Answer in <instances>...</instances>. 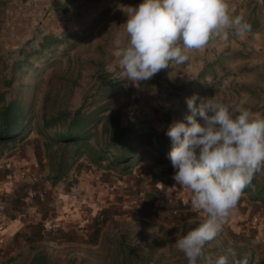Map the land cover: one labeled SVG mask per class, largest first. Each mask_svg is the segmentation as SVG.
Here are the masks:
<instances>
[{"label":"rangeland","instance_id":"374dc122","mask_svg":"<svg viewBox=\"0 0 264 264\" xmlns=\"http://www.w3.org/2000/svg\"><path fill=\"white\" fill-rule=\"evenodd\" d=\"M80 1L87 3L80 4ZM140 2L141 0H107L103 4H98L92 0H0V59L3 63L0 64V77L2 74L9 75L10 68H7V65L17 64L20 61L22 56L20 51L36 50L43 36L70 37L68 46L65 44L60 46L62 52L59 50L53 59L47 58L46 64L34 63L33 67H36L34 71L32 68L26 74H18V79L12 86L1 88V91L6 93L7 99L20 96L21 100L31 103L33 113L39 119L47 82L52 74L68 73V76L75 78L77 73H80L78 86L73 93L64 101L66 92L62 96L63 102L67 100L66 104L70 111L76 110L84 97H87L86 109L92 110L106 104L108 110L118 117L122 124L128 120H140L156 130H162L167 118L171 122L186 123L184 117L190 114L186 104H181L178 98L171 99L168 96L166 90L168 82H191L206 62L217 57L221 46L224 45L227 51L222 57L225 59L222 62L223 69L216 67L218 80L214 85H211L208 79L203 81V86L197 89L203 93V96L197 99L196 104L204 98L216 95L225 103L233 106L243 105L253 112L264 114V64H258L262 59L259 54L262 48L258 51H248L246 47L252 34L250 37L240 39L229 33L227 39H232L234 46L230 45V41L225 46L226 39L214 37L209 40V47L206 49L210 51L211 59L205 60L199 56V52H196L187 60L188 64H171L168 69L160 70L151 79L139 82V85L133 86L129 81L121 80L118 71H110L109 65L114 62V57L111 55L113 39L123 32L122 24L126 21L121 6H136ZM226 2L230 7L239 8L230 14L242 16L248 23L257 18L261 24L257 34L264 30L262 27L264 0H226ZM58 4L76 11L77 9L88 11L103 9V11L98 14V23L89 28L86 35L74 39L71 35L84 26L92 25L91 21L94 18L92 19L90 15L87 18H79L80 16L76 14L77 18L73 15L69 17L68 14L53 13ZM84 13L81 16H84ZM52 62L54 64L51 65ZM100 68L120 84L114 88V91L107 92L102 100L97 95L91 99L97 86L93 77L100 72ZM21 71H25L24 66ZM109 114L106 112L105 116L108 117ZM197 120L199 122V118ZM24 145L20 150L6 148L3 152L0 151V217L10 221L19 220L21 223L18 232L14 235L4 232L7 227L0 223V264H26L31 247L37 246L44 247L64 263L69 257H77L69 253L76 252L79 248L99 243L107 245L104 239L98 243V240L92 241L89 238L93 229L137 232V234L132 233L134 237L140 235L139 231L144 230L146 235H149L148 239L158 236L157 248L167 255L166 261L169 262L172 254L179 252L175 246L176 238L186 234V230L194 229L196 226L194 223L200 225L205 220L201 213L192 209L191 192L183 186L175 185L172 179L174 169L166 171L160 168L162 166H154L147 159L144 161L145 167L152 166V168L142 173L143 178L128 183V188H125L121 194L103 199L104 203L101 204L103 222H93L83 230L75 227L76 220L65 222V227L54 224L52 221L57 219L53 217L62 215L61 205L57 201L62 199L51 196L50 183L47 177L45 179L43 176L46 167L48 168L44 139L33 133ZM35 157L38 164L34 163L32 167H37V170L33 169L34 171L30 172L27 168L32 164L27 162L34 161ZM15 158H23L26 161L20 166L19 180H14L15 170L10 171L11 163L16 160ZM88 173L82 171L76 176L75 168L66 178L65 181L68 182L62 192L78 199L77 193L81 190L76 188L78 184L84 183L97 191L110 192V188L98 189L101 184L89 180L95 178ZM161 185L165 188L160 189ZM169 199H171L170 203H168ZM174 209L177 211L176 215L172 213ZM46 229H49V232ZM44 238L50 239L51 242H47ZM133 239L135 241H132V245L135 246L137 240ZM226 241L235 247L243 248L242 252L248 255L245 257L250 259L251 264H264V205L241 196L225 218L222 230L212 240V245ZM147 242L149 241L141 244L140 248L149 247ZM232 245L230 247H233ZM217 254L219 252L212 255L213 259ZM134 261L140 260L135 258Z\"/></svg>","mask_w":264,"mask_h":264},{"label":"clouds","instance_id":"9594fccd","mask_svg":"<svg viewBox=\"0 0 264 264\" xmlns=\"http://www.w3.org/2000/svg\"><path fill=\"white\" fill-rule=\"evenodd\" d=\"M121 8L126 21L113 39L109 70L133 86L170 63L183 64L187 51L202 50L214 37L227 39L231 33L244 39L251 30L242 16L230 14L226 0H141ZM196 100L186 99V123L173 122L165 132L171 141L167 158L172 179L191 192L192 209L205 217L175 240L188 264L203 257L204 246L222 230L253 173L264 167V114L216 95L199 104ZM235 255L229 249L226 255L208 257L207 264H229V256Z\"/></svg>","mask_w":264,"mask_h":264},{"label":"trees","instance_id":"16d2710c","mask_svg":"<svg viewBox=\"0 0 264 264\" xmlns=\"http://www.w3.org/2000/svg\"><path fill=\"white\" fill-rule=\"evenodd\" d=\"M63 9L65 11L66 7ZM98 21L97 18L93 25H96ZM249 24L251 25L249 34L259 31L260 24L257 18L250 21ZM93 25L76 31L71 35L72 38H82ZM69 39L70 37L60 38L45 35L36 50L20 51L22 55L20 61L17 64L10 63L7 65V68H10L9 75L2 74L0 77V149L14 148L17 145L26 143L33 133L43 138L47 166L50 171L47 180L51 185L66 179L75 167L77 174L81 171L95 170L102 173L118 172L121 175H127L133 167L147 159L154 166L171 164L167 158V153L171 149V141L165 132L173 122L168 118L162 130H156L140 120H128L122 124L119 118L108 110L109 107L106 104L97 106L92 110L90 108L86 109L87 97H84L76 110L70 111L68 104H66L67 100L63 101L78 86L80 73H77L75 78L68 76V73L63 75L52 74L47 82V91L43 98V109L39 119L33 113L31 103L21 100L20 96H15L13 99L6 98V93L1 91V88L11 87L18 79V74H26L32 68V71H34V68H36L33 67L34 63H38V65L46 64L48 62L47 58L53 59L62 44L68 46ZM60 52L62 51L60 50ZM222 57L217 56L206 62L198 71L197 76L189 83L168 82L166 88L168 96L171 99L178 98L181 104H186L187 98L196 96L198 99L203 96V93L197 89L203 86L204 80L208 79L211 85H214L218 80L216 67L223 69L222 62L225 59ZM187 60L184 62L185 64H188ZM53 62L55 61L53 60ZM53 62L50 64H54ZM171 64H174V62ZM22 66L25 67L24 72L21 71ZM100 69V72L93 77L97 86L91 99H94L97 95L102 100L107 92L114 91V88L120 84L119 81L113 80L110 75L102 71V68ZM63 94H65V98L62 101ZM106 112L110 113L108 117L105 116ZM241 196H246L249 200L264 205V167L253 173L250 183L242 190ZM180 208L182 209V207ZM194 224L196 225L194 228L199 225L198 223ZM96 232L97 229H93L92 233L95 234ZM116 232L117 237L110 238L111 241L107 245L116 248L118 255L112 256L110 260L115 261L119 256L129 258L130 261L138 258L144 263H148L152 259H159L158 261L168 260L167 255L157 248L158 236L148 239L149 235H146L147 233L144 230L139 231L140 235L136 237L132 233L137 234V232ZM133 238L137 240L135 246L132 245V241H135ZM44 240L51 242L50 239L44 238ZM147 240L149 241L147 242L149 247H146V249L140 248L141 244H144ZM227 242H220L218 245H212V241L206 243L203 249L204 255L197 261V264H207L208 257L213 258L212 255L218 252L219 254L214 259L220 255H226L229 249L234 250L236 253L234 257L229 256V264H238L242 259H246L249 261L247 264H251L250 259L248 260L245 257L248 255L243 254V248L235 247L232 243L228 242L227 244ZM231 245L233 247H230ZM172 260L178 264L188 263L184 254L180 251L172 254L169 262ZM27 262L28 264H75L76 257H69L67 261L62 263L60 258L52 255L44 247L37 246L31 247Z\"/></svg>","mask_w":264,"mask_h":264},{"label":"crops","instance_id":"0c3cea01","mask_svg":"<svg viewBox=\"0 0 264 264\" xmlns=\"http://www.w3.org/2000/svg\"><path fill=\"white\" fill-rule=\"evenodd\" d=\"M92 1H95L98 4L99 3L103 4L107 0H92ZM83 3H87V2L86 1H83V2L80 1V4H83ZM96 7H99V6L96 5ZM96 7H94V8H96ZM63 8H65V6H61L58 4V7H56L54 9L53 13H59L60 15L68 14L69 17L73 15L77 18H78V16H80L79 18H87L90 15V17L92 19L94 18V20L91 21L92 25L94 24L95 20L98 18V14L101 11H103V9H100V10L90 9L89 11L86 9H77V11H76L75 9H67V8L64 11ZM236 9H239V8L229 6L230 13H232L233 10L236 11ZM82 13H84V16H81ZM236 13L238 14L239 10ZM89 25H91V24H89ZM260 26H261V24H260ZM84 27H86V26H84ZM251 34H252V36H251ZM246 37H250V39H248V41L246 43V47H248V51H250V50L258 51L259 48H262V51L259 53L260 56L262 57V59L258 61V64H264V30L259 34H257V33L256 34L255 33L249 34L248 33ZM229 41H230V45L234 46L235 43L233 42L232 39H230V40L226 39L225 40V42H226L225 46L228 45L227 42H229ZM208 44H209V42L207 43V45L202 50L187 51L186 55H187L188 59H191L190 58L191 55H194L196 52H199V56H202L203 58H205V60L211 59L212 56L209 57L210 51H208V50L206 51L207 47H209ZM236 46H238V45H236ZM235 49H237V48H234V50ZM226 51H227V47H224V45H222L220 48V51L217 53V56H223ZM236 51H238V50H236ZM235 53H238V52H235ZM24 146L25 145L23 143V144L17 145L16 147H14V149L20 150V148H22ZM4 150H6V149H0L1 152H3ZM15 159H16L15 161H13V159H12V161H13L11 163L12 169H10V171L15 170L13 173L14 180H19L18 172H19L20 166H21V164L26 163V161L23 158H15ZM33 159H34V161H28L27 162V164L28 163L30 165L32 164L29 168H27L30 172L37 170V167H32L34 163L38 164L36 162V157ZM11 164H10V166H11ZM148 168H152V166L146 168L144 165V162H143V163L133 167L131 169V171L129 172V174H127V175H121L118 172L102 173V172H96L95 170H90V171H88L89 172L88 174H90L91 176H94L95 179L89 178V180L97 181L99 184H101L100 188H98V189H101V188H108L109 189L110 188L111 190H110V192L103 191V190L97 191L94 188H90L86 183H84L83 185L80 184L82 186L80 188V185L78 184V187L76 188V190L77 189L81 190L79 193H77L78 199L71 198L70 196L66 195L65 192H62V190H64V187L66 186V184L68 182V181H65L66 179H62L60 182H58L55 185L49 184V188L51 189V191H50L51 196H57V198L62 199V201L57 200L58 203L61 205L60 210L62 209L61 210L62 215L60 216L61 218L59 216L53 217L57 220L52 221V222H54V224H59L60 226L65 227L66 226L65 222H69L71 220H74V221L77 220L80 217L81 212L84 209L89 208L93 212H95L98 208L97 206L104 203L103 199L109 198V196H110V198H113V196L119 195V193L121 194V192L125 191L124 190L125 188H128V183L131 184L137 180L135 174L142 176V173L144 171L148 170ZM160 168H163L166 171H169L172 168V166H171V164H169L167 166H162ZM23 171H25V169ZM80 173H82V171ZM92 173H93V175H92ZM49 175H50V171L48 173V168L46 167V171H44L43 176H45V179H46V177L48 178ZM75 175L77 176L78 174H75ZM100 179L103 181H101ZM63 181H65V183H63ZM114 183H117V184H114ZM159 188L162 189V188H165V186L163 185V187H159ZM36 208H38V207H36ZM0 223L4 224V227H7L4 232H7L11 235L16 234L19 230L20 225H21L19 220L10 221V220L5 219L4 217H0ZM1 224H0V226H1ZM116 233H117L116 231H112V230H102V231H97L95 234L92 233L91 236L89 235L90 237L89 236L88 237L91 238L92 241L98 240V243H99V241H102L103 239H104V242L108 243L111 241L110 238H114V237L116 238L117 237ZM142 249H146V248H142ZM69 254H75L77 256L76 257L77 261L75 262V264H178L173 260L171 262H167V261L161 262V261H158L156 259H152L148 263H144V261L142 263L140 261H130L129 258H124L122 256H119L115 261H112V260H110L112 258V256L118 255L117 249L110 246V245H101L100 243L98 245H94V246L79 248V249H77L76 252L74 251V252L69 253ZM26 264H28V262H26ZM179 264H188V263H179Z\"/></svg>","mask_w":264,"mask_h":264},{"label":"built area","instance_id":"2783aa9c","mask_svg":"<svg viewBox=\"0 0 264 264\" xmlns=\"http://www.w3.org/2000/svg\"><path fill=\"white\" fill-rule=\"evenodd\" d=\"M264 27V21H263V25ZM137 179L143 178V176L135 174ZM174 181V180H173ZM175 183V181H174ZM134 190V189H133ZM171 202V199L168 200V203ZM171 206L172 203H171ZM172 208V207H171ZM103 209L101 207V205L97 208V210L95 212H93L91 209H84L81 212L80 217L75 221V227L79 230H83L84 228H86L87 225L92 224L93 222H102L104 220V216L102 215ZM173 215L177 214V211L174 209L172 211ZM47 232H49V229H46Z\"/></svg>","mask_w":264,"mask_h":264}]
</instances>
